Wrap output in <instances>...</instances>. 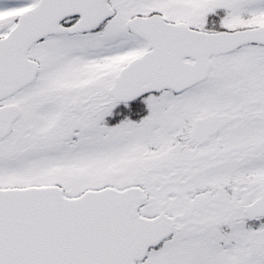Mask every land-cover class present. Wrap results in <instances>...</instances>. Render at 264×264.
Segmentation results:
<instances>
[{
	"label": "snow or ice",
	"instance_id": "6c2138e0",
	"mask_svg": "<svg viewBox=\"0 0 264 264\" xmlns=\"http://www.w3.org/2000/svg\"><path fill=\"white\" fill-rule=\"evenodd\" d=\"M0 264H264V0H0Z\"/></svg>",
	"mask_w": 264,
	"mask_h": 264
}]
</instances>
